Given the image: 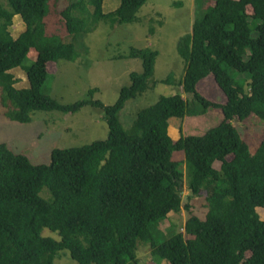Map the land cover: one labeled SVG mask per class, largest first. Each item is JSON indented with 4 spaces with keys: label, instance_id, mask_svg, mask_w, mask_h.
<instances>
[{
    "label": "trees",
    "instance_id": "1",
    "mask_svg": "<svg viewBox=\"0 0 264 264\" xmlns=\"http://www.w3.org/2000/svg\"><path fill=\"white\" fill-rule=\"evenodd\" d=\"M147 1L119 0L116 9L104 13V0H69L56 13L71 38L64 43L46 21L47 4L58 0H0L4 117L27 124L38 110L74 114L90 106L103 113L108 130L104 140L52 150L49 164L34 165L0 144V264H54L61 251L77 264H138V242L165 264H264V220L256 212H264V132L251 154L232 124L249 117L264 123V0H200L207 4L202 17L175 44L184 62L178 85L191 100L160 96L136 112L128 130L119 113L155 86L156 51L132 48L123 57L139 60L141 72L129 74V85L110 106L97 100L61 105L43 92L49 63L74 62L73 42L100 23H138ZM15 16L25 29L12 39ZM31 50L33 63L23 67ZM17 68L25 72L27 88H15L10 71ZM208 75L223 104L197 92L196 82ZM161 83L176 84L171 74ZM209 109L220 111L218 125L202 136L170 138V119L198 117ZM182 166L187 200L203 195L206 212L203 219L190 216L183 234L158 241L156 225L182 207L190 209L181 199ZM43 229L58 239L42 237Z\"/></svg>",
    "mask_w": 264,
    "mask_h": 264
},
{
    "label": "rangeland",
    "instance_id": "2",
    "mask_svg": "<svg viewBox=\"0 0 264 264\" xmlns=\"http://www.w3.org/2000/svg\"><path fill=\"white\" fill-rule=\"evenodd\" d=\"M72 1V0H71ZM69 0H58L47 4L48 31L56 30L60 40L71 42L70 35L58 24L57 12L63 10ZM119 0H105L103 12L116 9ZM207 6L200 0H148L138 11L139 22L110 26L100 23L97 28L84 35L80 42H73L77 59L74 62L57 61L47 65L48 77L43 85V92L61 105L73 102L99 101L103 106H110L117 100L121 88L129 85V74L141 72V62L137 59L123 58L130 49H149L157 52L152 81L156 84L141 96L128 101L119 113V122L123 129L128 130L137 111L156 102L160 96L180 95L191 100L190 95L183 93L178 82L184 76V62L177 55L176 41L191 31L196 19L202 17ZM25 27L19 16H15L9 28L12 39L19 36ZM121 56V58H119ZM35 51L31 50L22 66L33 63ZM10 73L17 79L16 89L28 87L25 72L21 68ZM172 75L176 84L161 83L168 75ZM234 80H239L234 72H230ZM196 90L209 101L223 104L225 98L216 87L213 78L208 75L196 82ZM96 90L88 95L90 90ZM0 107V144H4L15 154L25 156L34 165L49 164L50 153L54 149L74 148L104 140L108 130L103 113L96 108L85 106L77 113H60L56 111L38 110L31 116V122L19 124L11 122L2 114ZM222 115L217 109H209L204 115L172 118L169 120L168 134L173 141L180 135L202 136L207 130L218 125ZM243 142L251 154L255 153L264 132V123L253 117L244 121H232ZM178 159V156H175ZM214 163L213 168L218 169ZM183 184L181 186L182 203L190 206L189 211L181 208L178 213H170L167 219L154 228V238L160 241L175 233H184V225L190 216L203 219L206 202L203 195L187 200L184 166ZM45 190V189H44ZM43 198L45 194L40 193ZM259 217L264 220V212L256 209ZM42 237L57 240L58 235L47 229L41 232ZM136 258L138 264H165L150 255L148 244L137 243ZM54 264H77L68 251L58 253Z\"/></svg>",
    "mask_w": 264,
    "mask_h": 264
},
{
    "label": "crops",
    "instance_id": "3",
    "mask_svg": "<svg viewBox=\"0 0 264 264\" xmlns=\"http://www.w3.org/2000/svg\"><path fill=\"white\" fill-rule=\"evenodd\" d=\"M105 1V0H104Z\"/></svg>",
    "mask_w": 264,
    "mask_h": 264
}]
</instances>
